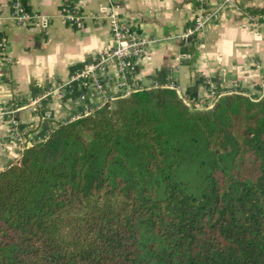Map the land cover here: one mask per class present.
<instances>
[{"label":"trees","instance_id":"16d2710c","mask_svg":"<svg viewBox=\"0 0 264 264\" xmlns=\"http://www.w3.org/2000/svg\"><path fill=\"white\" fill-rule=\"evenodd\" d=\"M0 264H264V86L56 123L0 171Z\"/></svg>","mask_w":264,"mask_h":264},{"label":"crops","instance_id":"0c3cea01","mask_svg":"<svg viewBox=\"0 0 264 264\" xmlns=\"http://www.w3.org/2000/svg\"><path fill=\"white\" fill-rule=\"evenodd\" d=\"M20 1L24 23L12 19L14 0H0V171L56 123L127 100L114 65L98 71L99 88L81 76L113 48L110 11L153 41L148 59L130 61L126 88L171 89L202 110L229 94L262 95L264 0ZM200 16L207 24L190 33Z\"/></svg>","mask_w":264,"mask_h":264},{"label":"built area","instance_id":"2783aa9c","mask_svg":"<svg viewBox=\"0 0 264 264\" xmlns=\"http://www.w3.org/2000/svg\"><path fill=\"white\" fill-rule=\"evenodd\" d=\"M12 19L18 23H24L30 19L22 8L20 0H14ZM111 36L113 39V48L107 53L101 54L97 61L88 65L81 76H90L94 85L99 88L100 83L97 79V73L102 67L114 65L119 79L117 85L123 90V96L129 97L136 90L126 88L125 79L129 73L130 61L134 58L146 57L149 58L148 49L153 43L148 39L139 37L132 30L121 23L113 11L107 15ZM209 17H198L195 19L193 31H201L207 24Z\"/></svg>","mask_w":264,"mask_h":264},{"label":"rangeland","instance_id":"374dc122","mask_svg":"<svg viewBox=\"0 0 264 264\" xmlns=\"http://www.w3.org/2000/svg\"><path fill=\"white\" fill-rule=\"evenodd\" d=\"M264 84V83H263ZM264 86V85H263ZM137 91H140V90H137ZM230 95V94H229ZM245 96V95H244ZM262 96V95H261ZM246 97H248V96H246ZM126 99H128V97H125ZM248 98H250V97H248ZM261 98V97H260ZM251 99V98H250ZM259 99V98H258ZM251 100H255V99H251ZM186 105H188L187 103H186ZM189 106V105H188ZM197 110H202L201 109V107H199V108H197Z\"/></svg>","mask_w":264,"mask_h":264}]
</instances>
